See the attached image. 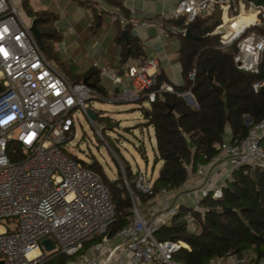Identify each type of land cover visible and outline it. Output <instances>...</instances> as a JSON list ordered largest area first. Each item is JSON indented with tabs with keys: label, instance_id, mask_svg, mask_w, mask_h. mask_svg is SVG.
Returning a JSON list of instances; mask_svg holds the SVG:
<instances>
[{
	"label": "built area",
	"instance_id": "1",
	"mask_svg": "<svg viewBox=\"0 0 264 264\" xmlns=\"http://www.w3.org/2000/svg\"><path fill=\"white\" fill-rule=\"evenodd\" d=\"M216 12H221V23L211 35L219 37L218 48L236 44L237 68L259 74L264 60V5L248 0H180L173 17L184 19L188 26ZM242 17L247 20L239 26ZM120 21L140 25L132 19ZM30 26L15 0H0V262L43 264L48 257L42 242L50 239L54 250L48 254L66 255L69 264H181L174 255L181 249L190 250L189 245L181 240H160L156 233L179 216L182 207L189 208L183 219L188 230L195 231L198 222L193 212L204 210L201 203L207 198L223 199L226 182L235 171L246 166L264 171V118L252 125L245 138L231 137L217 144L218 154L198 167L195 176L200 183L192 188L162 189L155 194L153 180L141 172L135 174L137 191L157 198L159 206L149 208L155 216L148 220L129 188L132 217L113 235L116 209L109 189L87 163L64 149L75 138L77 113L88 116L92 110L97 119H105V114L91 108L90 101L132 103L141 109L164 93H174V88L159 83L156 59L142 62L132 57L117 69L94 63L99 77L112 81L113 92L90 81L94 87L75 83L47 59ZM195 77L196 69L189 78L194 81ZM252 88L258 93L264 81L255 82ZM181 96L190 106L194 99L197 106L191 92ZM113 124L106 119V127ZM96 132L109 145L103 132L98 128ZM10 143L20 147L17 161L9 157ZM111 152L125 175L123 161L112 148ZM224 160L229 169L220 175L217 170ZM34 250L39 254L31 257ZM210 264H264V259H218Z\"/></svg>",
	"mask_w": 264,
	"mask_h": 264
},
{
	"label": "trees",
	"instance_id": "2",
	"mask_svg": "<svg viewBox=\"0 0 264 264\" xmlns=\"http://www.w3.org/2000/svg\"><path fill=\"white\" fill-rule=\"evenodd\" d=\"M29 16L38 19V27L44 37L52 34L49 25L57 19L53 12H34L29 0H21ZM81 6L92 7L91 0H76ZM118 12L114 24L118 29L116 42L122 46L121 63L129 58L146 61L144 46L133 35L130 24H121V16L130 19V11L120 0H103ZM264 5V0H248ZM96 27L102 25L103 9L94 7ZM175 30L168 28L170 36H176L180 42L178 60L181 65L180 85L174 84V93H164L149 107L141 108L144 117L139 126L153 128L156 139L155 163H161L158 176L153 180L154 193L162 189L180 190L200 165L207 163L218 154L217 144L227 139L230 129L232 138H245L252 125L264 118V88L254 92L252 85L264 81V60L259 74L241 71L234 62L237 45L224 49L218 48V36L211 33L221 23V12L211 16L199 17L194 23L185 26L184 19L171 17L166 20ZM201 37V40L188 38L183 30ZM127 30L129 44L123 37ZM48 50V47H46ZM130 49V52H129ZM50 51V50H49ZM48 51V52H49ZM196 69L195 80H190V73ZM75 83L85 78L100 88V77L96 70L82 74L62 72ZM165 78L159 76V83ZM168 81V80H167ZM171 83V82H170ZM191 92L197 106H190L181 96ZM174 106L173 111H170ZM245 116L252 119L246 125ZM264 148V137L261 140ZM17 151V153L15 152ZM20 147L10 143L8 154L12 161L19 159ZM87 166L101 176L109 189L116 209V220L111 232L116 234L126 226L132 217V198L121 179L111 180L102 166L94 161ZM131 179L136 178L127 167ZM131 188L140 196L141 201L152 197L138 192L134 181ZM204 210L194 211L197 229L187 228L183 219L189 208L182 207L180 215L172 218L170 224L162 225L156 233L160 240H181L189 245L190 250L181 249L174 255V260L181 264H210L218 259L247 258L251 262L264 259V171L242 167L235 171L224 187L221 200L207 198L201 203ZM66 255H50L43 264H66Z\"/></svg>",
	"mask_w": 264,
	"mask_h": 264
},
{
	"label": "rangeland",
	"instance_id": "3",
	"mask_svg": "<svg viewBox=\"0 0 264 264\" xmlns=\"http://www.w3.org/2000/svg\"><path fill=\"white\" fill-rule=\"evenodd\" d=\"M15 2L22 18L30 24L32 22L31 16L23 8L22 1L15 0ZM51 10L56 12V15L60 14L62 21L56 26L52 22L48 30L52 36L43 39L44 47H48V50L46 48L44 52L47 59L61 73L65 72V74L66 71L75 74L79 71L85 73L91 69L96 70L93 67L94 58L90 54L91 51L93 53L96 51L93 42L96 40L104 46L108 45L117 29L114 25L115 14L113 12L104 14L102 25L96 27L93 8L79 7L74 0H57ZM77 24L80 26L78 25V27ZM167 40V38L163 40V44L166 43L165 52L171 57V60H175L179 42L177 38L172 39V44H169ZM173 70L170 66L167 73L172 75ZM100 80V85L109 92L115 90L110 79L102 77ZM90 106L92 109L105 114L106 118H98L92 122L83 112H78L76 135L74 139L64 145L65 151L83 163L91 164L97 161L111 180L121 179L124 183L127 181L129 185L125 183V186L129 194L130 183L134 181V178L129 177L127 167H130L133 174L141 172L148 179L155 180L162 164L156 165L155 163L156 143L153 129H143L139 126L144 121L139 107L132 103L116 104L97 100L90 101ZM107 118L112 120L114 127H106ZM96 128L103 132L109 145L100 139ZM110 147L123 161L125 175L122 174L119 163ZM134 196L139 198L138 204L142 214L151 220V215L155 216L154 213H149V208L152 206L149 202L152 198L141 201L140 196L135 191ZM45 253L47 257L50 256L48 252Z\"/></svg>",
	"mask_w": 264,
	"mask_h": 264
},
{
	"label": "crops",
	"instance_id": "4",
	"mask_svg": "<svg viewBox=\"0 0 264 264\" xmlns=\"http://www.w3.org/2000/svg\"><path fill=\"white\" fill-rule=\"evenodd\" d=\"M56 1L57 0H29V4L34 12H53L51 9L52 7H54ZM74 1L75 3L77 2L76 0ZM91 1L94 7L105 10L106 12L105 14H109L115 11L118 12L116 8L108 6L103 0H91ZM120 1L130 11L129 20L131 19L135 20L140 24L137 27H133L131 25L132 33L134 36H136L139 39V42L144 46V53L146 59L147 60L156 59L158 61L160 76L162 75L165 78L164 82H167L172 87L174 84L180 85L182 83L181 65L178 60V50L180 47V42L176 36H170L169 33L167 32L168 28H171L172 30H175V28H173L166 21L167 19L173 17L177 4L180 2V0H120ZM78 6L80 7L81 5L78 3ZM53 13L57 14L56 12ZM120 16L121 18H125L121 14ZM33 19L34 18L31 17V20ZM61 21H62V16L58 14L57 19L54 21V26H56V24H60ZM142 24H149L151 26L147 27ZM78 25L79 24H77V26ZM117 34H118V29H116V33L114 37L110 40V42L106 46L98 43V41L96 40L93 42L95 44L96 51L94 53L93 51H91L90 54L94 58V63H98L99 65H109L114 69H117L122 66L123 63L120 62L122 46L116 42ZM165 38L168 39L167 41L169 42V44H172L171 41H173L172 40L173 38H177L179 42V47L175 53L176 54L175 60H171V57L165 52L166 43L163 44V40ZM170 66L174 69L172 75L167 73V69L170 68ZM75 74H82V73L81 71H79L76 72ZM230 138H231V131L230 129H228L226 140H229ZM155 143H156V139H155ZM228 169H229L228 162L224 160L219 165L217 171L221 175V174H225ZM199 183H200L199 180L197 179L195 174H193L190 177L187 184L182 189L192 188L194 185ZM149 204H152L151 208H158L159 206L158 199L157 198L151 199ZM51 255L53 256L54 254ZM56 255H61V254H56ZM70 261L71 259H69V261L66 264H69Z\"/></svg>",
	"mask_w": 264,
	"mask_h": 264
},
{
	"label": "water",
	"instance_id": "5",
	"mask_svg": "<svg viewBox=\"0 0 264 264\" xmlns=\"http://www.w3.org/2000/svg\"><path fill=\"white\" fill-rule=\"evenodd\" d=\"M30 31L32 32V34L35 36L37 42H38V45L40 46V48L42 49L43 52L46 51V48L44 47V44H43V37H44V34L40 31L39 27H38V19L37 18H34L31 22V26H30ZM188 38H192L194 40H201L202 38L199 37V36H196L194 34L191 33V30L188 29L186 30V34H185ZM123 37L124 39L126 40L127 44H129V39H128V32L127 30H124L123 31ZM129 52H130V49H129ZM84 83L86 84H89L91 86H95V84H91L89 82V78H85ZM192 105L194 106L195 105V101L194 99L192 100ZM174 109V106H171L170 108V111L172 112ZM88 116L90 119L92 120H97V115L93 113L92 110H89L88 111ZM245 120V123L246 125H250V123L252 122V119L249 117V116H245L244 118ZM42 246L45 248V250L47 252H51L54 250V242L50 239H46L42 242ZM230 257L229 256H226L225 259H229ZM0 264H4V262H0Z\"/></svg>",
	"mask_w": 264,
	"mask_h": 264
},
{
	"label": "bare ground",
	"instance_id": "6",
	"mask_svg": "<svg viewBox=\"0 0 264 264\" xmlns=\"http://www.w3.org/2000/svg\"><path fill=\"white\" fill-rule=\"evenodd\" d=\"M246 20H247L246 17H242V18H240V21H239L238 25L240 26V25L243 24ZM37 254H39V250H34V252L31 254V257L36 256Z\"/></svg>",
	"mask_w": 264,
	"mask_h": 264
}]
</instances>
